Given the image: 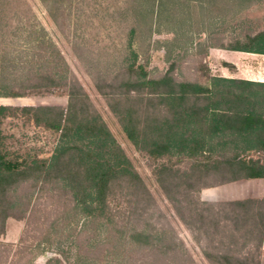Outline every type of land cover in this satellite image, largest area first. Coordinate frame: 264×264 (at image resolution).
Wrapping results in <instances>:
<instances>
[{"label": "rangeland", "instance_id": "1", "mask_svg": "<svg viewBox=\"0 0 264 264\" xmlns=\"http://www.w3.org/2000/svg\"><path fill=\"white\" fill-rule=\"evenodd\" d=\"M158 1L152 4L154 0H10L9 15L16 14L18 18L10 22L11 28L18 31L13 46L16 52L12 54L18 68L12 77L17 80V87L24 89L37 81L40 69L45 73L54 69L81 85L143 182L139 188L117 187L109 199L111 214L119 226L125 227L128 222L131 229L159 233L171 245L164 249L158 241L154 245L136 242L125 235H110L108 229L113 227L103 228L89 244L86 240L81 243L90 249L88 253L82 252L83 259L88 257L90 264H258L264 203L253 206V217L248 219L246 211L227 206V202L203 201V187L229 178L225 165L205 178L198 194L191 192L186 197L175 189L167 192L159 181V168L166 164L183 173L189 171L192 162L168 156L158 158L137 149L113 111L111 105L115 102L97 85L110 93L107 85L125 80L123 54L128 34L135 31L133 43L139 53L138 64L145 67L150 78L171 71L178 82L211 88V94L190 98L187 109L216 106L223 114L250 111L264 116L263 89L216 82L211 75H218V69L212 67L211 72L209 68L212 50L255 46L252 39L264 33V0H211L209 4L191 2L186 6L178 4L181 0H174L175 5L151 11ZM53 16L59 17V24ZM40 37L44 38L41 44ZM22 92L26 93L23 97L0 98V105L12 109L68 107L65 89L40 95L31 94V90ZM243 92L247 99L237 98ZM123 102L125 105V96ZM159 113L168 114L163 107L158 108ZM1 129L2 149L16 163L50 159L60 140L59 133L36 126L28 115L19 112L6 116ZM235 153L230 146L219 149L213 159L227 161ZM241 153V160L258 161L264 167V151ZM61 196L60 188L33 181L24 182L9 193L8 198L16 202L14 213L25 215L26 220H8L5 235L0 238V264H47L55 257L61 264H77L80 244L73 245L74 237L68 241L63 238L71 234L70 230L63 237L60 235L62 221L50 228L62 211ZM26 203L29 208L25 212ZM46 234L49 242H45Z\"/></svg>", "mask_w": 264, "mask_h": 264}, {"label": "trees", "instance_id": "2", "mask_svg": "<svg viewBox=\"0 0 264 264\" xmlns=\"http://www.w3.org/2000/svg\"><path fill=\"white\" fill-rule=\"evenodd\" d=\"M248 1L250 0L241 2ZM191 2L209 4L211 0H181L178 4L186 6ZM175 3L177 2L174 0H159L156 7L152 6L151 11L165 9ZM10 4V0H0V98L23 97L26 93L22 90H31V94L40 95L65 89L69 102L66 110L50 106L12 109L0 105V238L5 235L9 218L26 220L25 215L17 216L14 213L16 202L8 198L9 193L16 186L33 181L45 182L61 189L60 198L64 200V204L57 221L53 222L50 228H56L55 224L62 221L60 235L63 237L64 232L70 230L71 234L63 238L68 241L74 237L73 245L80 244L77 264H90L88 257L83 259L81 256L82 252L88 253L90 249L81 243L86 240L89 244L103 228L113 227V230L108 229L112 236L123 238L125 235V238L133 241L152 245L158 241L164 244V249H168L171 245L164 239V235L131 229L128 222L125 227L119 226L111 214L109 199L114 195L116 188H139L143 182L107 124L93 108L81 85L74 78L63 76L62 71L54 72L53 69L45 73L40 69L39 77L33 85L23 87L24 89L17 87V80L12 74L18 67L12 54L16 52V47L13 46L18 31L17 28H11L10 22L18 18L16 14L9 15ZM52 18L59 24V17ZM37 34L40 35L39 32ZM136 35L135 31L128 34V45L123 54L125 80L107 85L106 88L111 89L110 93L104 92L100 85H97V88L115 102L111 105L113 111L119 117L126 137L137 149L158 158L168 156L192 162L189 171L183 173L174 170L170 165H162L157 174L163 188L169 193L175 189L179 193H185L186 197L191 192L198 194L205 178L212 172L217 173L223 165L228 169V179L264 178V167H260V162H245L240 159V152L243 154L251 150L264 151V116L250 111L237 115L223 114L219 113L216 106L187 109L186 104L190 98L211 94V88L178 82L172 77L171 71L161 77L150 78L145 67L138 64L139 53L133 43ZM43 40L44 38H41L38 43H43ZM252 41L254 47L232 50L264 54V33L254 37ZM56 52L64 64L57 49ZM213 80L264 90L262 83L215 78ZM212 87L216 88L217 85L213 84ZM236 96L247 99L245 92ZM160 107L165 108L168 114L158 115ZM11 112L28 115L36 126L60 134L59 144L50 159H33L22 163L8 159L1 145V125L3 119ZM230 146L236 151L230 160L221 162L213 159L219 149L225 150ZM261 203H264V199L232 201L226 205L246 211L247 218L252 219L250 210ZM23 205L26 212L29 203ZM178 212L184 216L180 209ZM200 216L204 218L203 214ZM261 218L262 245L264 212ZM90 232H94L93 235ZM45 238V242H49L47 234ZM47 264H61V260L55 257Z\"/></svg>", "mask_w": 264, "mask_h": 264}, {"label": "crops", "instance_id": "3", "mask_svg": "<svg viewBox=\"0 0 264 264\" xmlns=\"http://www.w3.org/2000/svg\"><path fill=\"white\" fill-rule=\"evenodd\" d=\"M209 56L211 72H214L212 67L219 72L211 75L212 78L264 84V54L219 48L212 50ZM201 199L205 202L264 199V178L223 179L217 185L203 187ZM259 264H264V231Z\"/></svg>", "mask_w": 264, "mask_h": 264}]
</instances>
